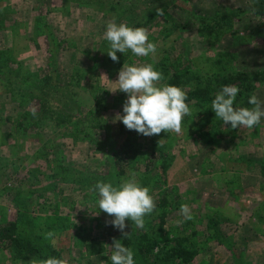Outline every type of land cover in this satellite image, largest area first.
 <instances>
[{
	"label": "rangeland",
	"instance_id": "obj_1",
	"mask_svg": "<svg viewBox=\"0 0 264 264\" xmlns=\"http://www.w3.org/2000/svg\"><path fill=\"white\" fill-rule=\"evenodd\" d=\"M107 8L80 6L77 0H0V225L22 212L18 232L37 245L35 261L56 250L67 264H110L113 241L123 243L129 234L123 244L134 250L136 264H264V120L251 129H232L215 117L211 103L203 108L190 100L193 111L182 122L181 133L135 132L131 148L119 151V162L115 153L128 135L114 118L123 115L127 94L112 90L123 66L150 62L158 70L163 62L168 72L186 73L180 86L186 94L195 75H202L210 79L212 96L223 85H238L234 107H251L252 95L264 101V0H140L130 6L131 23ZM150 13L155 18L148 22ZM113 17L133 27L143 24L157 53L139 57L130 51L124 61L113 62L104 37ZM40 23L50 38L53 34L64 41L60 48L55 42L49 47L56 53H46ZM50 55L58 62L47 73ZM47 75L58 82V90L69 77L79 79L85 104L79 113L82 121H89L95 142L51 120L30 135L16 131L15 123L39 103L59 114L58 101L52 100L56 93L39 94L34 86L33 80ZM26 93L35 99H21ZM93 96L102 107L88 120ZM67 97L58 105L67 103L69 110L75 106ZM199 130L213 132L212 141L198 140ZM91 144L99 148L94 151ZM158 159L167 163L166 170L154 166ZM130 170L150 189L156 210L145 218L143 230L126 220L122 233L111 226L112 217L96 210L90 189L96 180L119 183ZM6 192L19 194L21 206L11 205ZM162 197L170 203L166 209L160 206ZM182 205L189 207L190 219L181 214ZM61 222L68 228L53 231L58 237L53 247L47 233ZM141 236L154 245L145 255L139 254L141 244L133 247ZM174 249L195 256L189 262L169 257ZM35 261L17 262L11 248L0 249V264Z\"/></svg>",
	"mask_w": 264,
	"mask_h": 264
},
{
	"label": "clouds",
	"instance_id": "obj_2",
	"mask_svg": "<svg viewBox=\"0 0 264 264\" xmlns=\"http://www.w3.org/2000/svg\"><path fill=\"white\" fill-rule=\"evenodd\" d=\"M104 37L109 45L106 53L113 62L118 60L117 52L125 54L131 51L139 57L154 56L157 53V45L149 40L146 28L117 22L115 17L107 23ZM163 79V74L150 62L142 66H123L118 74L117 87L112 90L126 93L127 99L122 107L123 115L117 114L114 119L121 121L128 130H135L144 136L158 135L161 131L181 133L182 122L192 114L193 109L187 102L188 97L183 88L161 83ZM240 91V87L235 84L221 86L211 101V110L216 118L232 129H251L264 120V101L252 95L248 98L251 107H234ZM33 114L35 115V110ZM90 191L95 195L96 210H102L112 217L111 226L122 233L126 228V220L131 221L136 229L143 230L145 218L156 210L150 189L142 185L132 170L119 183L97 181ZM180 211L186 219L191 218L187 205H182ZM128 235L125 234L124 237ZM47 238L55 247L57 234L48 232ZM111 248V264H136L134 250L125 246L122 240H114ZM34 264L67 262L49 256Z\"/></svg>",
	"mask_w": 264,
	"mask_h": 264
},
{
	"label": "trees",
	"instance_id": "obj_3",
	"mask_svg": "<svg viewBox=\"0 0 264 264\" xmlns=\"http://www.w3.org/2000/svg\"><path fill=\"white\" fill-rule=\"evenodd\" d=\"M136 1V2H135ZM140 0H77L78 5L80 6H90V7H95V6H99V7H108L107 10L114 12L115 15H117L118 17L121 16L122 20H129V22L131 23V18L133 17L132 14V10L130 8V6H132V4L137 3ZM39 19L41 17H38ZM136 18V16H134V19ZM152 18H155V13H150L148 16V19L146 21L150 22V20ZM40 25V29L42 30V36H44L45 42H46V46L48 49H46V53L47 51H51L53 50L56 53V49H52L49 47L52 46V43L55 42L57 43L58 48H60L61 46H64L65 43L64 41L62 42V40H59V38H57L56 36L52 35V38H50V33H47V30H43L42 29V25L41 23ZM139 27H143V24L141 25H137ZM38 31V30H37ZM103 40H102V44H103ZM36 48L37 45L35 46ZM109 48V47H108ZM130 52V51H128ZM128 52L125 54L119 53L117 52V57L118 60H122L124 61L127 56H128ZM130 54V53H129ZM56 59H57V54L55 55ZM50 59L52 60V56L50 55ZM50 61V60H49ZM1 62V61H0ZM53 62V64H56L58 62V60H52L49 63L47 62V73L51 72V68H53V65L51 64ZM1 65V64H0ZM1 67V66H0ZM159 69L158 71H160L163 74V82L164 84H172V85H177V86H181V83L183 81V79L185 78L186 73L182 74L181 72H177L175 70H172V72H168L167 67L165 65H163V62H160L158 64ZM60 76V74H58ZM76 76L78 75L77 72L75 74ZM196 81L194 86H192L190 88V92L187 93V97H188V101L190 100H196L199 106L202 105V107H206V103H211L212 99L214 98V95L212 96L211 94L213 93V87L211 86L210 83V79L206 78L205 76L202 75H195ZM78 79V78H77ZM70 80V82H68ZM79 80V79H78ZM78 80H75L74 77H69L68 81L65 82V84L63 85V88L61 90H58V87H60V85L58 84V82L56 80H52L50 78V75H47L44 77V79H40L38 81L33 80L34 81V86L37 89V92L39 94L44 93L45 91L55 95L54 93H56V97H53L52 100L54 101H61V99L67 97V102L69 104H73L75 107H71L69 110L67 109V103H64V105H58L56 109H59L55 114V112H48V110H45L43 108V106L46 107L45 104L39 103V108H37L35 110V115L33 114L34 110H31L29 112H25L22 116V118L17 121L14 125V127L17 130H20L22 132L23 135L26 134H32L33 130L35 128H42V125H44V121L45 120H51L54 121L56 125L61 126L62 124H67L70 127L74 128L75 130H77L75 132V134L77 133V136H79V133H85V136H83L81 139L83 140H87L90 143L91 142H95V138H93V136L91 135V132L88 130L90 128L89 126V121L85 122L82 121L83 116L79 113V111H81V105H85L82 101V97L80 95V93L78 92V89L80 88V82ZM72 81H75L72 82ZM55 84V85H54ZM67 89V91H65V89ZM53 92V93H52ZM67 93V94H66ZM214 94V93H213ZM93 95V94H92ZM21 99H25L23 97H31L33 99H35L32 94L26 93L25 95L21 96ZM20 99V100H21ZM92 101H93V106L91 107L92 110L89 112V116H88V120H90L89 118L93 117V115L95 114H99V111L101 110L102 104L100 102V98L98 96H93L91 97ZM39 102V101H38ZM75 108V109H74ZM208 111V108H206ZM77 111V112H75ZM100 127H98V129H100ZM87 130V131H85ZM127 130V139H125V142L122 144V146H120L118 148V153H115L116 158L118 159V161L120 162V156H119V151L121 153H125L124 150H127V148H131V140H132V135L133 133H135V130ZM35 134V133H34ZM198 135V140H202V142H210L213 139V132H208V131H198L197 132ZM91 146L93 147V150L96 151L99 148V144H91ZM159 157L164 158L165 155L164 154H160ZM58 162L61 165V168H65V163L63 161L58 160ZM159 159L156 160V162H154V166H157V164H161L162 166L161 169L164 171L166 170L167 167V163H159ZM119 171V176H123L124 172L122 170V166H120L118 168ZM260 171H261V175L264 176V164H261L260 166ZM99 181L96 180L95 183ZM120 181V179H118V182ZM93 187V186H92ZM171 190V189H170ZM19 192V191H18ZM19 194H16V196H12V194L10 192H6L5 196L8 198L9 202L11 205L13 206H21V203H17V200L20 202L21 200L17 197ZM165 197V196H164ZM162 197L160 200L161 203V207L166 209L170 203L165 200V198ZM17 198V199H16ZM22 212L18 210L16 216H15V220L13 222H7L5 224L0 225V249H8L11 248L12 251V257L13 260L15 261H22L24 262H31V261H35L36 258V253L39 251L38 247L36 244H34L33 242L29 241L27 238L24 239V237H22L20 235V233L18 232V225L20 223V219H22ZM165 216L163 214L160 215V225L163 223V218ZM55 220V219H54ZM25 222V221H24ZM67 224L64 223H58L57 226H52L51 228L49 227L50 232L53 231H58V233L62 232L64 229L68 228ZM70 227V226H69ZM48 231V230H46ZM47 233V232H46ZM129 241L128 238L124 237L123 238V243H127ZM141 244V245H140ZM143 244H145V248L143 246ZM129 246V244H127ZM140 245L139 248V254L141 255H145L150 253L153 248L154 245L152 244V242H148L146 236H141L140 239H138V241L135 242V244L133 245V247H137ZM175 250V249H174ZM50 256H54V257H59L58 252L56 250H51L50 251ZM177 256L180 259H182L184 262H189L190 259H192L195 256V253L191 252V251H186L184 249H179V250H175V252H172V254L169 255V257H174ZM111 264V262H110Z\"/></svg>",
	"mask_w": 264,
	"mask_h": 264
}]
</instances>
